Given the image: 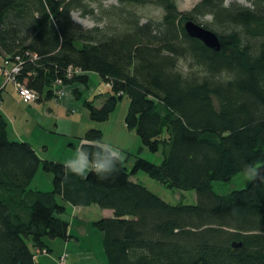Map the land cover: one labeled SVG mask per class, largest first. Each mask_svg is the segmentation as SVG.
Returning <instances> with one entry per match:
<instances>
[{"label": "trees", "instance_id": "16d2710c", "mask_svg": "<svg viewBox=\"0 0 264 264\" xmlns=\"http://www.w3.org/2000/svg\"><path fill=\"white\" fill-rule=\"evenodd\" d=\"M106 1L0 0V60L19 58L16 78L38 100L54 96L58 80L86 84L96 72L109 90L94 96L103 98L99 107L85 101L90 119L106 121L128 95L127 127L162 162L133 154L128 171L92 127L79 137L80 151L109 167L105 176H77L11 139L0 113V264H37L33 250L45 249L46 238L68 240L58 197L113 210L92 223L103 233L106 264H264V173L227 193L213 188L264 165V0H199L187 12L175 0ZM147 5L162 10L160 19L141 15ZM74 11L96 24L84 27ZM189 19L213 30L221 50L188 37ZM71 67L82 74L69 78ZM40 167L52 174L51 190L28 186ZM138 171L195 190L197 202L162 200L130 178Z\"/></svg>", "mask_w": 264, "mask_h": 264}, {"label": "rangeland", "instance_id": "374dc122", "mask_svg": "<svg viewBox=\"0 0 264 264\" xmlns=\"http://www.w3.org/2000/svg\"><path fill=\"white\" fill-rule=\"evenodd\" d=\"M199 0H175V4L182 12H187ZM236 1L240 4L250 6L246 0H225V4ZM116 0H108L105 4L115 3ZM139 12L144 17L160 19L162 10L158 7L150 5L144 8L138 7ZM74 21L81 23L86 28H91L96 23L81 12H72ZM202 22L210 23L211 16H205ZM219 33V30L214 28ZM5 66L0 65V68ZM89 80L86 84L76 83L79 89H69L66 92L67 98L71 99L72 107L66 106L61 100L55 98L45 99L40 98L36 102L26 105L25 103H15L19 99L18 91L11 81L5 79L0 72V83L7 84L5 91L11 95L9 99L13 107L9 110V125L10 135L14 138L25 139L32 143L40 156L45 159L60 161L69 154H75L70 142H75L72 138L74 134L82 132L85 123L98 125L102 130V142L107 144L116 153H119L122 160H125V165L128 169L133 165V154L152 161L156 164L162 162L161 151H150L143 147L141 138L138 137L135 129L129 128L125 124V115L128 109L129 96L123 94L116 102L115 108L108 115V119L104 122L93 121L89 117V110L85 105L86 100H94V96L99 93H105L109 90V86L104 83L101 77L96 72H89ZM17 94V95H16ZM16 96H18L16 98ZM103 98H95V106L99 107ZM61 101V103H60ZM15 105V106H14ZM77 106V108H76ZM90 128V127H89ZM85 132V131H83ZM84 134V133H83ZM139 152V153H138ZM63 163V162H62ZM140 184L145 185L151 192L156 193L162 200L175 205L179 202L184 204L196 203L195 190L170 189L159 181L150 178L144 171H138L131 175ZM52 174L44 171L42 167L36 172L32 182L28 185L29 188H42L44 191L53 188ZM245 179L241 174L235 176L228 183H214L213 188L216 192L227 193L233 189H239L245 185ZM60 201L61 198H58ZM70 213V212H69ZM71 214V213H70ZM98 230V229H96ZM99 231V230H98Z\"/></svg>", "mask_w": 264, "mask_h": 264}, {"label": "crops", "instance_id": "0c3cea01", "mask_svg": "<svg viewBox=\"0 0 264 264\" xmlns=\"http://www.w3.org/2000/svg\"><path fill=\"white\" fill-rule=\"evenodd\" d=\"M0 65L5 66L6 68V67H10L12 64L9 63L8 61L4 63V62H1L0 60ZM6 87H7L6 83L4 84L0 83V90H1L0 97L2 101L0 105V113L4 116V118L6 119V122H8V125H9V113H10L9 110L11 109V107H13V105L10 103L11 101L9 100L11 98V95L9 93L8 95H6L7 93V91H5ZM65 87H66L65 93L61 98H59L56 93L54 96H52V98H55L57 101L61 100L63 101L62 102L63 104L73 108V105L71 104V99L67 98L66 92L69 89L72 90L73 88H75V85L74 84L65 85ZM17 97L18 96H16V98ZM17 100L18 101L15 103L19 104L22 102L23 104L25 103L26 105H30V103L20 100L18 98ZM101 103H102V100L100 104ZM84 127L85 128H83L82 132H78L77 134L73 135L72 138H75V142L72 141L70 142V144L73 150H76V153L69 154L64 159H61L60 161H62L64 164L65 163L68 164V162L73 160L77 156L78 153H82V151H80V144L83 141H81L79 137L84 136L85 132L87 131V129H89V127L99 128L97 124L94 125L93 123L91 124L85 123ZM8 133H9V137L13 140H18V141L23 140V141L30 143L29 141L25 139H19V138L12 137L10 135L9 129H8ZM101 143L102 145L106 146V148L112 150L104 142H101ZM30 144L33 146L35 152L37 153L36 147L32 143ZM112 151L116 153L114 150ZM37 154L40 159L42 160L45 159V157L40 156L39 153ZM116 154L120 156L119 153H116ZM130 178L133 181L137 182L136 179H133V177H130ZM33 189L41 190L42 188L38 187V188H33ZM58 201L65 206V212L62 215H60V217H62L66 222H68L70 236L67 241L59 239V238L57 239L46 238L45 239L46 247L44 248L46 249L47 252H40L37 249H34L33 250L34 251V262H36L37 264H59L58 259L64 255L66 264H106L107 259H106L104 248L102 245L103 244V233L101 231L96 230L97 228H95L92 225V223L94 221L100 220V218L113 217L114 216L113 210L105 209L95 204L88 205V207H85V206L75 207L68 203H64L63 201H60L59 199Z\"/></svg>", "mask_w": 264, "mask_h": 264}, {"label": "built area", "instance_id": "2783aa9c", "mask_svg": "<svg viewBox=\"0 0 264 264\" xmlns=\"http://www.w3.org/2000/svg\"><path fill=\"white\" fill-rule=\"evenodd\" d=\"M17 63L12 64L10 67H4V68H0V72L2 73V75L5 77L6 80L11 81L15 88L18 91V95H19V99L23 100L25 102L28 103H32V102H36L38 101V96L37 94L32 90V89H28L24 84L20 83L16 76L18 75L19 71H20V61L19 58L17 59ZM82 72L79 69H75V68H69L68 69V74L67 76L69 78L72 77V75H81ZM75 85V88L73 89H79L78 85L76 83H73ZM55 88H56V94L58 95L59 98H61L66 90L65 84L58 80L55 82ZM1 98H0V105H1ZM40 252H47L46 249H41L38 250ZM59 264H66L65 261V256H61L59 259Z\"/></svg>", "mask_w": 264, "mask_h": 264}, {"label": "clouds", "instance_id": "9594fccd", "mask_svg": "<svg viewBox=\"0 0 264 264\" xmlns=\"http://www.w3.org/2000/svg\"><path fill=\"white\" fill-rule=\"evenodd\" d=\"M71 166L72 172H74L77 176H84L88 171H94L96 174L102 175V172L107 171L109 165L107 161L96 162L92 164L87 159V156L84 153H78L77 156L68 162ZM257 175V172L254 167L248 166L242 170L241 176L245 180H252Z\"/></svg>", "mask_w": 264, "mask_h": 264}, {"label": "water", "instance_id": "95a60500", "mask_svg": "<svg viewBox=\"0 0 264 264\" xmlns=\"http://www.w3.org/2000/svg\"><path fill=\"white\" fill-rule=\"evenodd\" d=\"M183 28L185 29L186 34L188 37H192L195 39L201 40L202 43L211 50L220 51L221 50V43L220 38L217 36V34L210 30L201 24H197L192 19H189L184 22ZM257 172V175H260L261 173H264V165H260V167L255 169ZM235 248L240 247L241 244H233Z\"/></svg>", "mask_w": 264, "mask_h": 264}]
</instances>
